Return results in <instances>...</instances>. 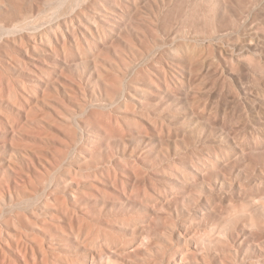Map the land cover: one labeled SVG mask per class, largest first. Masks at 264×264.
<instances>
[{
    "label": "rangeland",
    "instance_id": "obj_1",
    "mask_svg": "<svg viewBox=\"0 0 264 264\" xmlns=\"http://www.w3.org/2000/svg\"><path fill=\"white\" fill-rule=\"evenodd\" d=\"M0 264H264V0H0Z\"/></svg>",
    "mask_w": 264,
    "mask_h": 264
},
{
    "label": "bare ground",
    "instance_id": "obj_2",
    "mask_svg": "<svg viewBox=\"0 0 264 264\" xmlns=\"http://www.w3.org/2000/svg\"><path fill=\"white\" fill-rule=\"evenodd\" d=\"M17 28H19V27L16 26L13 30H10V32L13 33Z\"/></svg>",
    "mask_w": 264,
    "mask_h": 264
}]
</instances>
